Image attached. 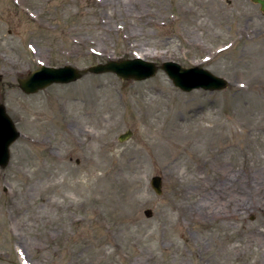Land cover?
<instances>
[{
	"label": "rangeland",
	"instance_id": "obj_1",
	"mask_svg": "<svg viewBox=\"0 0 264 264\" xmlns=\"http://www.w3.org/2000/svg\"><path fill=\"white\" fill-rule=\"evenodd\" d=\"M137 50L228 87L183 93L158 69L17 88L41 65L82 70ZM1 95L20 103L22 136L0 169V264H264L259 5L0 0Z\"/></svg>",
	"mask_w": 264,
	"mask_h": 264
},
{
	"label": "water",
	"instance_id": "obj_2",
	"mask_svg": "<svg viewBox=\"0 0 264 264\" xmlns=\"http://www.w3.org/2000/svg\"><path fill=\"white\" fill-rule=\"evenodd\" d=\"M259 5L260 11L264 14V0H251ZM161 69L169 78L172 86L183 93L193 90H203L208 92L221 91L228 87L227 80L213 75L209 71L200 67L184 68L176 62H163L159 67L150 61L142 58L127 59L122 61L110 60L105 64H97L82 70L72 66L50 67L41 65L38 69L24 78L16 81L18 88L26 95L36 94L38 91L48 89L54 84H70L78 81L86 75L113 74L116 78L125 81H144L156 75ZM132 135L131 131L120 135L119 142L126 141ZM18 137L10 119L4 111L0 113V168L5 169L10 161V145ZM162 178L155 176L151 178L150 186L157 195L162 194ZM145 216L150 217V212L145 211Z\"/></svg>",
	"mask_w": 264,
	"mask_h": 264
},
{
	"label": "flooded vegetation",
	"instance_id": "obj_3",
	"mask_svg": "<svg viewBox=\"0 0 264 264\" xmlns=\"http://www.w3.org/2000/svg\"><path fill=\"white\" fill-rule=\"evenodd\" d=\"M18 88V85H17ZM19 89V88H18ZM20 91V89H19ZM20 93H22V91H20ZM3 95L0 96V113L4 111L5 115L10 119V121L12 122V125L14 126V130L16 133H18V137L15 140V142L10 145V155L12 154V150H13V146L20 141L21 138V121H22V109L20 106V103H16V104H8V102L6 101V99H3L2 97ZM9 155V156H10ZM10 160H11V156H10Z\"/></svg>",
	"mask_w": 264,
	"mask_h": 264
},
{
	"label": "bare ground",
	"instance_id": "obj_4",
	"mask_svg": "<svg viewBox=\"0 0 264 264\" xmlns=\"http://www.w3.org/2000/svg\"><path fill=\"white\" fill-rule=\"evenodd\" d=\"M130 1L131 0H129V2ZM144 55H146V54H143V51L137 50L134 56L145 58L146 56H144Z\"/></svg>",
	"mask_w": 264,
	"mask_h": 264
}]
</instances>
